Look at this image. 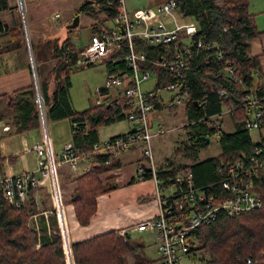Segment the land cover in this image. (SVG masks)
<instances>
[{
  "label": "trees",
  "instance_id": "16d2710c",
  "mask_svg": "<svg viewBox=\"0 0 264 264\" xmlns=\"http://www.w3.org/2000/svg\"><path fill=\"white\" fill-rule=\"evenodd\" d=\"M249 1L173 0L179 14L196 24L197 31L192 39L200 40L203 46L191 47L182 68V89L189 95L182 111L187 122L188 142H182L176 150L188 163H178L168 172L190 171L196 186L219 189L218 166L248 154L259 163L252 191L261 202L260 207L234 216L221 213L211 223L190 230L187 236L188 256H198L201 264H248L247 258H257L264 253V136H261L264 107H261L262 117L258 127L259 142H254L251 131L243 126L251 111L248 93L264 78L259 58L249 53L251 40L262 32L255 24V14L248 13ZM92 6L102 12L104 18L98 19L91 14L96 22L100 21L98 25H90L91 35L119 11L118 0H85L75 15L91 11ZM0 12L10 16L8 21L7 18H0V56L18 49L25 51L22 20L19 14L15 16L17 4L14 0H0ZM75 29L66 31L70 34ZM183 39L184 36L179 34L174 42L165 45L134 40V49L154 62L142 64V69H149L155 77L153 90H159L174 80L173 72L157 63L168 58ZM28 43L44 117L68 119L73 150L81 157L89 155V161L81 159L87 164L85 169L78 175H67L75 182L69 203L73 206L78 224L86 226L96 212L97 197L116 188L112 181L114 175L105 174L120 166L116 159L106 164L110 157L108 153H91L93 144L100 140L97 129L125 118L126 103L117 95L101 90V104H92L81 111L74 110L69 96L70 74L79 52L71 37L64 38L60 43L47 42L50 51L47 55L41 53V56L46 57L43 60L50 59L53 64L42 79L37 75L39 54L32 43L29 28ZM108 56L105 64L107 72L127 70L126 61L118 57V53L110 52ZM226 67L232 68V74L225 72ZM2 98L9 113L1 114L0 121L9 122L14 133L40 128L41 115L34 84L6 93ZM223 110L233 121V130L220 131L217 140L219 153L216 156L197 160L198 150L204 146L200 137L210 138L219 130L214 117ZM52 154L55 157L53 151ZM3 160L0 157V164ZM38 191L29 188L25 203L15 208L5 200L0 184V264H69L58 211L40 208ZM35 215L37 225L32 223ZM121 231L123 229H114L76 242L68 239L71 263L127 264L126 258L131 256V264H151L152 261L145 255L144 245L128 232L120 234Z\"/></svg>",
  "mask_w": 264,
  "mask_h": 264
},
{
  "label": "built area",
  "instance_id": "2783aa9c",
  "mask_svg": "<svg viewBox=\"0 0 264 264\" xmlns=\"http://www.w3.org/2000/svg\"><path fill=\"white\" fill-rule=\"evenodd\" d=\"M118 4V14L110 20L114 28L91 35L86 45L81 49L75 48L79 55L71 69L85 68L106 58L110 52L118 53V57H122L126 61L127 70L118 69L106 73L104 86L96 90L98 98H96L95 104L102 103L101 90L121 89L116 95L126 103L124 117L132 128L122 135L105 138L94 143L91 153L110 154L106 160L108 165L121 153L140 151L144 164L138 165L135 177L137 181H144L148 179L146 177H149L154 183L158 213L153 219L141 221L136 225L134 231H149L156 234L160 253L158 264H180L184 256H188L187 236L191 229L211 223L221 213L234 216L260 207L261 202L252 191L253 179L258 174L256 167L259 163L254 156L248 154L247 156L242 155L231 163H223L218 166L219 189L214 186L208 188L196 186L190 171L172 173L168 172L171 167L159 168L156 166L149 114L155 103L162 102L159 91L164 89L173 93L169 105L184 104L189 95L186 90L182 89V68L186 57L190 54L191 47L195 45L199 48L203 45L200 40L192 39L197 31L196 24L192 20L183 19L182 23L178 21L176 14L179 12L173 0H165L156 8L146 7L133 12L126 9L124 0H118ZM18 7L20 11L23 10L21 0H19ZM163 17L169 21H164ZM179 34L184 36L182 43L173 50L168 58L157 63L173 72L174 80L159 90L144 92L140 83L153 73L149 69H142V64L154 62L147 59L143 52L134 49V40L140 39L151 45H165L174 42ZM225 72L229 75L232 74V68L226 67ZM255 75L257 76V73ZM248 99L251 111L243 126L250 131H256L259 135L261 107H264V78L260 85L251 89ZM36 102L39 103L38 97ZM224 113L227 111L223 110L218 116L220 117ZM215 125H219V130L214 132L210 139L213 137L218 140L222 130L219 123L215 122ZM232 126L234 127V124ZM10 129L8 124L0 121L1 133H8ZM261 136H264V130L261 131ZM259 141L258 137V140L254 142ZM31 149L37 155L35 171L24 170L18 174L0 177L3 196L7 203L15 208H19L25 203L26 192L29 188L39 190L46 179L51 180L57 196L55 166L66 164L74 169L79 160L84 158L85 161H89V155L81 157L73 150L71 143H66L58 156L53 157L47 138L44 143L33 144ZM57 211L62 224L60 205H58ZM124 232L127 231L123 230L120 234ZM246 263L264 264V253L259 254L257 258H247Z\"/></svg>",
  "mask_w": 264,
  "mask_h": 264
},
{
  "label": "crops",
  "instance_id": "0c3cea01",
  "mask_svg": "<svg viewBox=\"0 0 264 264\" xmlns=\"http://www.w3.org/2000/svg\"><path fill=\"white\" fill-rule=\"evenodd\" d=\"M24 1H26L29 7L28 19L30 21V26L32 28L30 30L31 40L35 50L39 54L38 64H37V75L39 79H42L47 69L49 68V67L46 68L47 67L45 65L46 60L44 61L43 60L44 56H41L42 55L41 53L45 54L50 51V47L46 46L47 42L50 40V41H57L58 43H60L64 38L68 36L72 37V40L74 42V36H76V34L75 32L74 33L72 32L70 34L68 33L61 40H56L51 36L52 31L55 29V26L48 25L44 22L45 24L43 25V28L41 30L44 32L45 29L46 38H42L40 34L41 32L38 31L39 25L36 24V21L40 18L39 13L43 12L46 8H48L51 3L65 2L68 0H24ZM159 5L160 4H158V6ZM92 8L93 9L91 10V13L89 10H87L84 13L89 15L94 21L96 19L95 16H97L98 19L104 18L102 12L96 10L94 6H92ZM136 10L138 9H134L130 11L128 10V11L133 12ZM18 12H19L18 10L17 12H15V16H17ZM91 14H94L95 16H92ZM99 14H101V16H99ZM58 17L59 15L57 17L54 16V18H58ZM0 18L3 19L7 18L8 21L10 19V16L6 12H0ZM183 19L190 20L189 18H183ZM101 25L98 27L100 32L105 29L114 28V25L113 27L104 26L105 28L102 27ZM89 33H90V26H89ZM25 47H26L25 51L23 49H18L14 52L6 53L0 56V115L1 114L5 115L9 113L8 112L9 110L5 105L2 95L6 93H10L16 89L35 84V80H37L34 66L32 64V60H30L31 58L27 52V48H28L27 43ZM249 53L250 55L257 56L259 58V65L261 71L264 73V29L262 30L261 35L259 34L258 36L254 37L251 40ZM113 96H116V93H113ZM158 105L159 106H155V107L157 109H161L164 103L160 102ZM123 120H125V118L119 121H123ZM1 122H5V121L1 120ZM8 125L11 127V124ZM36 130H37L36 135L31 134V136L29 135V133L27 135L26 133H19V135L21 136L17 141L12 140L11 134L13 132L11 131H9L8 133L0 132V137L9 136L8 139L10 140L8 144H5L4 142H2L3 139L2 138L0 142V157L4 158V160L0 164V177H4L5 175H14L24 170L29 171L35 169L37 166V155L31 149V147L33 144L36 143H44L45 138H47L49 145L56 157L58 156V154L60 153V151L62 150L63 146L66 143H71V134L69 140L66 141V143L64 144L62 142H59L58 140H54V139L51 140L47 135L46 129H43L42 126L40 128H37ZM70 133H71V129H70ZM8 148L11 150L9 154L6 153V150ZM133 153L135 154L133 155ZM123 159H128L126 160V164H123L122 162ZM141 159H142V155L140 151L137 152L135 150L121 153L119 157L116 158V161L119 162L120 166L105 174V175H114L112 181L115 183L116 188L108 193L99 195L97 197L96 212L91 217L89 224H87L86 226H81L78 224L74 215L73 206L69 203V200L75 188V182H73L71 179H68L67 176L68 174H71L72 176L78 175L80 171L85 169L86 167H84L83 164L86 163L83 160L78 161L76 168L74 169L69 168L70 169L69 172H64V170L62 169L63 165L65 164L57 166L58 171L55 173L56 180L57 178L59 179L58 187H57V196L54 192L55 189L52 185L51 180L46 179L43 181V183L40 186V188L44 190L45 193L38 192V197L39 199L41 198L40 202L43 205V208L45 209H49V207H47V200L45 198L47 192L49 193V200L51 201V205H52L51 209L58 210V205H60L61 207V204L63 205L65 202L69 204L67 206L65 213H64V209L61 208V215H62V221L65 223L66 226L67 238L71 242L80 241L92 237L94 235L101 234L114 229H123L126 230L127 232H130V234L135 232H144V231H134V228L141 221L155 218V216L158 213V204L156 198L154 199L155 186L154 183L150 180V178L144 181L136 180L135 175H136L137 167L139 165L138 163L140 162ZM185 163H188V161L185 160ZM165 166H166L165 164L158 165L159 168ZM32 223L37 225L36 215L32 218Z\"/></svg>",
  "mask_w": 264,
  "mask_h": 264
},
{
  "label": "rangeland",
  "instance_id": "374dc122",
  "mask_svg": "<svg viewBox=\"0 0 264 264\" xmlns=\"http://www.w3.org/2000/svg\"><path fill=\"white\" fill-rule=\"evenodd\" d=\"M164 1L165 0H124V4L126 9L130 11V10L141 9L146 7L156 8L158 4H161ZM217 1L220 2L221 0H217ZM14 2L19 6V0H14ZM83 2L84 0H68L65 2L51 3L48 8H46L43 12H40L39 13L40 18L36 21V24L39 25L38 31L41 32L40 34L42 38H46L45 29L44 32L41 30L45 23L48 25L55 26V29L52 31L51 34V36L54 39L61 40L62 38H64L68 34V32L66 31L67 25L71 23L72 18L75 16V12L77 11L78 6H80ZM23 4H24L23 12L20 11L19 7H17V10L19 11L18 14L20 15L23 23V28L25 31V39L29 48L27 32H28V28H29V32L32 28L30 26V21L28 19L29 17L28 4L24 0H23ZM22 13L24 14V17L22 16ZM248 13L255 14L254 21L258 31L261 32L264 29V0H250L248 4ZM54 14H58L59 17L54 18ZM78 16H79V25L73 31V33L75 32L76 36H74V42L72 40V37L71 40L77 49H81L88 42V38L90 35L89 33L90 24L98 25L100 21L99 22L94 21L89 15L83 12H80ZM99 16H101V14H99ZM176 17L180 23L184 22L181 15L176 14ZM163 19L164 21H169L165 17H163ZM101 26L113 27V24L111 21H106ZM28 48H27V52L31 58L30 60H32L31 51H29ZM48 53L49 52L45 54L47 55ZM44 59H46V57H44ZM108 60H109V56L96 61L92 66L88 65L85 68L73 70V72L70 74L69 96H70V102L72 108L74 110L81 111L88 108L90 105L96 103V98H98V93L96 90L104 86L105 77L107 73L105 69V64ZM37 64L38 61L36 62V65ZM52 64L53 61H50V59L46 60L45 62V65L47 66L46 68H48ZM154 83H155V77L153 74H151L148 79L141 81L140 87L144 92H150L153 90ZM36 84L37 83L35 80V84H34L35 87ZM119 91H121V89L112 88L110 89L109 92L110 94L113 95V93H117ZM172 94H173L172 92L167 91L166 89L159 91V95L164 105H162L161 109H157L154 106L152 112L149 114V123L151 126L150 131L153 133V139H152L153 155L156 166H158L159 164H165L167 167H172L177 165L178 163H185V159L176 149L182 142H188L187 133H186L187 122L183 117V112H182L183 105H173V108H168L172 106L169 105ZM36 97L38 96L36 95ZM38 98H39L38 104L40 108L41 98L40 97ZM214 119L215 122L220 124V128L222 131L229 132L233 130V126H232L233 123L227 113L221 114L220 117L219 116L214 117ZM41 126L43 129H46L47 135L51 140L53 139L58 140L59 142L65 144L66 141H68L70 138V134H71L70 123L68 119H58V120H52L49 118L46 119L43 113V121L41 118ZM128 128L131 129L132 127L131 124L126 119L123 121L115 122L107 126H101L98 129L99 139L102 140L114 135L126 133L129 130ZM10 131L13 132L11 134L12 140L13 141L19 140L21 135H19V133H14L12 127ZM36 132L37 130L32 128L22 133H26V135L29 133V135L31 136V134L36 135ZM251 136L253 141L258 140L256 131L252 130ZM8 138L9 136L0 137V142L2 139V142L8 144L10 141ZM135 151L139 152V150H135ZM10 152L11 150L8 148L6 150V153L9 154ZM218 153H219V145L217 139L212 137L209 140V143L205 144L203 147H201L198 150L197 160H202L206 157L216 156ZM134 154L135 153H133V155ZM126 160L128 159H123L122 161L123 164H126ZM138 164H144V160L141 159ZM86 165L87 164H83L84 167H86ZM54 168L56 173L58 171V167L55 166ZM69 168L70 167L66 164L63 165L62 167L64 172H69L70 170ZM35 170L36 168L29 171H35ZM58 180L59 179L57 178V185H58ZM38 192L45 193V191L42 190L41 188L39 189ZM45 198L47 200V207L51 208L52 205H51V201L49 200L48 192L46 193ZM40 200L41 198L39 199V201ZM68 205L69 204L66 202L63 205L61 204V208L64 209V213L66 212ZM39 207L43 208V205L40 202H39ZM63 226L66 232V226L64 222H63ZM131 236L134 240L139 241L144 245L145 255L152 261L151 264H158V262L160 261V253L158 251L159 242L157 240L156 234L151 233L149 231H144V232L132 233ZM126 262L127 264H131L132 257L128 256L126 258ZM180 264H201V260H199L198 256L191 258L185 255L182 261L180 262Z\"/></svg>",
  "mask_w": 264,
  "mask_h": 264
},
{
  "label": "water",
  "instance_id": "95a60500",
  "mask_svg": "<svg viewBox=\"0 0 264 264\" xmlns=\"http://www.w3.org/2000/svg\"><path fill=\"white\" fill-rule=\"evenodd\" d=\"M22 16L24 17V14H23V13H22ZM78 24H79V16H78V15H75V16L72 18L71 23H69V24L67 25V29H75V28H77ZM24 27H25V26H24ZM26 37H27V34H26ZM29 49H30V47H29ZM35 90H36V95H37L38 97H40V94H39V90H38L37 84H36ZM39 110H40L41 118H42V121H43V110H42L41 106H40ZM200 140H202V143L205 145L206 143L209 142L210 139H209V137H203V136H201V137H200ZM61 228H62L63 236H64V239H65V245H66V252H67L68 262H69V264H72V263H71V257H70V251H69V244H68V240H67L66 232H65V230H64L63 221H62V226H61Z\"/></svg>",
  "mask_w": 264,
  "mask_h": 264
},
{
  "label": "bare ground",
  "instance_id": "6f19581e",
  "mask_svg": "<svg viewBox=\"0 0 264 264\" xmlns=\"http://www.w3.org/2000/svg\"><path fill=\"white\" fill-rule=\"evenodd\" d=\"M22 1V3H23V0H21ZM24 5V4H23Z\"/></svg>",
  "mask_w": 264,
  "mask_h": 264
},
{
  "label": "clouds",
  "instance_id": "9594fccd",
  "mask_svg": "<svg viewBox=\"0 0 264 264\" xmlns=\"http://www.w3.org/2000/svg\"><path fill=\"white\" fill-rule=\"evenodd\" d=\"M17 7H18V5H17ZM21 12H23V10Z\"/></svg>",
  "mask_w": 264,
  "mask_h": 264
}]
</instances>
